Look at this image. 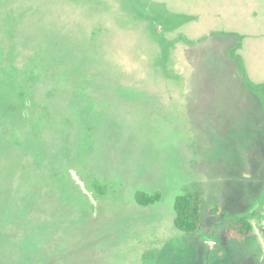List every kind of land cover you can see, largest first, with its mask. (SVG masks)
Returning <instances> with one entry per match:
<instances>
[{
  "label": "rangeland",
  "instance_id": "rangeland-1",
  "mask_svg": "<svg viewBox=\"0 0 264 264\" xmlns=\"http://www.w3.org/2000/svg\"><path fill=\"white\" fill-rule=\"evenodd\" d=\"M0 264H264V0H0Z\"/></svg>",
  "mask_w": 264,
  "mask_h": 264
},
{
  "label": "trees",
  "instance_id": "trees-1",
  "mask_svg": "<svg viewBox=\"0 0 264 264\" xmlns=\"http://www.w3.org/2000/svg\"><path fill=\"white\" fill-rule=\"evenodd\" d=\"M248 84L255 89L249 81ZM94 187L100 194H106V189L103 186L95 184ZM134 198L139 205L150 206L161 200L162 192L156 191L154 193H149L139 190L135 192ZM201 205V193L190 188H184L180 194L176 195L174 200L175 227L187 233L196 232L201 224ZM219 211V206H215L211 209V212L214 214H218ZM252 213L253 212L239 214L228 220L224 225L225 235L230 240L239 243L251 237L253 227L250 222V215H252Z\"/></svg>",
  "mask_w": 264,
  "mask_h": 264
}]
</instances>
